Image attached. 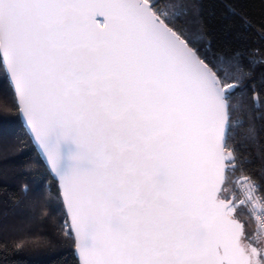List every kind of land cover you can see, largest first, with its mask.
<instances>
[{
  "label": "snow or ice",
  "instance_id": "1",
  "mask_svg": "<svg viewBox=\"0 0 264 264\" xmlns=\"http://www.w3.org/2000/svg\"><path fill=\"white\" fill-rule=\"evenodd\" d=\"M202 13V0H0V69L55 170L53 235L73 238L77 264H264L235 215L245 201L221 195L264 131L242 118L264 50L214 51ZM241 182L264 201V167Z\"/></svg>",
  "mask_w": 264,
  "mask_h": 264
},
{
  "label": "trees",
  "instance_id": "2",
  "mask_svg": "<svg viewBox=\"0 0 264 264\" xmlns=\"http://www.w3.org/2000/svg\"><path fill=\"white\" fill-rule=\"evenodd\" d=\"M202 7L207 29L204 43L214 51L264 50L260 35L264 31V0H239L237 7L247 14L249 23L232 15L229 0H202ZM262 80L264 70L257 69L252 82L255 93L250 87L243 98L245 127L251 122L249 116L264 117ZM15 103L13 89L0 69V107L8 109L7 116L0 112V264H77L73 238L53 235V222H59L63 213L56 199L57 181L40 158ZM255 125L264 129V119L256 118ZM241 156L250 162L243 165L244 172L238 167L228 173L229 183L221 193L229 200L235 197V203L239 199L236 177L259 176L264 167V131L258 143L252 141L242 149ZM235 215L244 223L250 242H255L258 228L247 208L238 207ZM49 241L52 246H45Z\"/></svg>",
  "mask_w": 264,
  "mask_h": 264
},
{
  "label": "built area",
  "instance_id": "3",
  "mask_svg": "<svg viewBox=\"0 0 264 264\" xmlns=\"http://www.w3.org/2000/svg\"><path fill=\"white\" fill-rule=\"evenodd\" d=\"M245 175L236 177L235 183L238 191L239 201L244 200L245 204L241 205L247 208L258 230L264 236V201L259 199L261 193L255 191L251 195V201L248 200L249 192L247 187L241 182ZM239 201L237 203H239Z\"/></svg>",
  "mask_w": 264,
  "mask_h": 264
},
{
  "label": "water",
  "instance_id": "4",
  "mask_svg": "<svg viewBox=\"0 0 264 264\" xmlns=\"http://www.w3.org/2000/svg\"><path fill=\"white\" fill-rule=\"evenodd\" d=\"M98 19L99 20H101L102 21V17H98ZM20 117H21V120H22V122H23V124H24V126H25V128L27 129V131L29 132V134H30V128H29V126H27L26 125V121H25V118H23L22 117V115L20 114ZM31 136V135H30ZM32 138V137H31ZM34 143V142H33ZM39 142H36V143H34V145H35V147L37 148V150H38V152L41 154V152H42V148H43V146L41 145L40 147H37V144H38ZM44 160H47V152L46 151H44ZM47 167L49 168V167H51V161L50 160H47ZM51 174H52V176H54L55 175V170L53 169V171L51 172ZM56 180V179H55ZM57 181V180H56ZM233 199V197L230 199V200H232ZM241 223H243L242 221H240ZM244 224V223H243ZM244 230H245V226H244Z\"/></svg>",
  "mask_w": 264,
  "mask_h": 264
},
{
  "label": "rangeland",
  "instance_id": "5",
  "mask_svg": "<svg viewBox=\"0 0 264 264\" xmlns=\"http://www.w3.org/2000/svg\"><path fill=\"white\" fill-rule=\"evenodd\" d=\"M249 240L247 241V243ZM252 246H255L257 248H264V236L262 233L258 230V238L255 239V242H250Z\"/></svg>",
  "mask_w": 264,
  "mask_h": 264
},
{
  "label": "bare ground",
  "instance_id": "6",
  "mask_svg": "<svg viewBox=\"0 0 264 264\" xmlns=\"http://www.w3.org/2000/svg\"><path fill=\"white\" fill-rule=\"evenodd\" d=\"M238 201H239V199H238Z\"/></svg>",
  "mask_w": 264,
  "mask_h": 264
}]
</instances>
